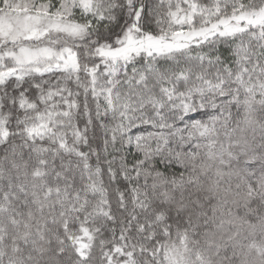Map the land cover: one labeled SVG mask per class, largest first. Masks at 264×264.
Instances as JSON below:
<instances>
[{
    "label": "snow or ice",
    "instance_id": "obj_1",
    "mask_svg": "<svg viewBox=\"0 0 264 264\" xmlns=\"http://www.w3.org/2000/svg\"><path fill=\"white\" fill-rule=\"evenodd\" d=\"M0 264H264V0H0Z\"/></svg>",
    "mask_w": 264,
    "mask_h": 264
}]
</instances>
